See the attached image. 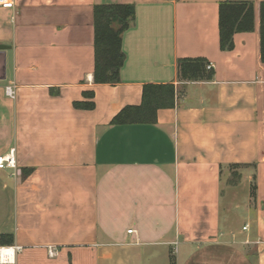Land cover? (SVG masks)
<instances>
[{
  "label": "crops",
  "instance_id": "obj_1",
  "mask_svg": "<svg viewBox=\"0 0 264 264\" xmlns=\"http://www.w3.org/2000/svg\"><path fill=\"white\" fill-rule=\"evenodd\" d=\"M225 1L0 7V157L15 161L0 169L3 264H264V0H230L255 5V30L235 34L231 51L220 48ZM100 4L136 12L116 85L94 83ZM195 58L212 78L180 82L178 61ZM170 83L176 106L156 123L111 124L141 104L144 85ZM86 91L94 110L74 107ZM233 165L247 185L241 227L222 212V175Z\"/></svg>",
  "mask_w": 264,
  "mask_h": 264
},
{
  "label": "trees",
  "instance_id": "obj_2",
  "mask_svg": "<svg viewBox=\"0 0 264 264\" xmlns=\"http://www.w3.org/2000/svg\"><path fill=\"white\" fill-rule=\"evenodd\" d=\"M261 60L264 63V2L260 4ZM135 7L132 4H100L94 7L95 84L116 85L126 55L122 49L124 33L134 24ZM255 30V5L251 1H225L219 8L220 48L234 49V36ZM203 58L180 59L177 71L180 82L205 81L212 78ZM94 91L84 92V100L76 101L74 107L82 110L95 109ZM177 89L174 83L146 84L142 102L123 108L111 121L112 125L154 124L160 109L176 106ZM240 167L238 165H233ZM4 238H2V243ZM171 264H176L174 257Z\"/></svg>",
  "mask_w": 264,
  "mask_h": 264
},
{
  "label": "rangeland",
  "instance_id": "obj_3",
  "mask_svg": "<svg viewBox=\"0 0 264 264\" xmlns=\"http://www.w3.org/2000/svg\"><path fill=\"white\" fill-rule=\"evenodd\" d=\"M242 167L231 166L224 170L222 175L223 199H222V212L227 221H233L237 227H241L245 219V200L247 192L244 182L242 184ZM238 241V236H235ZM243 250H248L250 253L255 252L251 245H243Z\"/></svg>",
  "mask_w": 264,
  "mask_h": 264
},
{
  "label": "built area",
  "instance_id": "obj_4",
  "mask_svg": "<svg viewBox=\"0 0 264 264\" xmlns=\"http://www.w3.org/2000/svg\"><path fill=\"white\" fill-rule=\"evenodd\" d=\"M0 7L4 9H13L15 7L14 0H0ZM208 70L212 69L211 65L207 66ZM15 85H9L6 87V94L8 97L14 99L15 98ZM4 168H12L15 169V161L11 155L0 157V169ZM247 227H244L246 229ZM133 231H129L132 233ZM20 250V248H18ZM52 255V252L50 253ZM7 263V261H3L2 255L0 254V264Z\"/></svg>",
  "mask_w": 264,
  "mask_h": 264
},
{
  "label": "water",
  "instance_id": "obj_5",
  "mask_svg": "<svg viewBox=\"0 0 264 264\" xmlns=\"http://www.w3.org/2000/svg\"><path fill=\"white\" fill-rule=\"evenodd\" d=\"M4 50V47L3 46H0V51Z\"/></svg>",
  "mask_w": 264,
  "mask_h": 264
}]
</instances>
